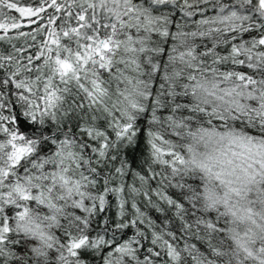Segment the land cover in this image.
<instances>
[{"label": "snow or ice", "instance_id": "obj_1", "mask_svg": "<svg viewBox=\"0 0 264 264\" xmlns=\"http://www.w3.org/2000/svg\"><path fill=\"white\" fill-rule=\"evenodd\" d=\"M0 264H264V0H0Z\"/></svg>", "mask_w": 264, "mask_h": 264}]
</instances>
